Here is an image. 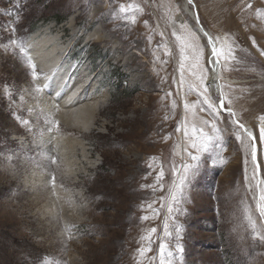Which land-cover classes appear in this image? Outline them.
<instances>
[{"label": "rangeland", "instance_id": "obj_1", "mask_svg": "<svg viewBox=\"0 0 264 264\" xmlns=\"http://www.w3.org/2000/svg\"><path fill=\"white\" fill-rule=\"evenodd\" d=\"M182 5L0 0V264H264V0L188 5L220 55L215 116L203 103L206 45L196 34L181 55L197 29ZM54 77L66 80L56 95ZM227 109L253 139L236 140ZM185 130L211 137L208 151ZM189 152L199 167L173 201Z\"/></svg>", "mask_w": 264, "mask_h": 264}, {"label": "snow or ice", "instance_id": "obj_2", "mask_svg": "<svg viewBox=\"0 0 264 264\" xmlns=\"http://www.w3.org/2000/svg\"><path fill=\"white\" fill-rule=\"evenodd\" d=\"M187 4L192 5V7L195 8V5H193V0H187ZM248 7L251 8V4H249ZM120 10H121V12H124L125 11L124 6H121ZM133 22H135V21L133 20ZM197 25H199V18L198 17H197ZM184 27H187V26L184 25ZM13 31H14V29H13ZM201 31H202V28H201ZM204 35L207 36L208 34L204 33ZM177 39L179 40L180 37H177ZM197 39H198V37H197L196 33L190 32L188 34V36L182 41V44H181V55H182V57H183L185 47L192 48L194 51L196 50V46L194 44L190 43L189 41L190 40L195 41ZM11 43L14 45H17V41H15V40H12ZM255 44H256V42L253 40V45L255 46ZM209 45L211 46V55H212V59H211L210 63L213 64V71H215V65L220 63V55L218 54L215 43L210 36H209ZM17 46L20 48L21 52L23 53V51H24L23 44H18ZM233 52H234V49L231 46H229L227 56L232 57L234 59L235 57L233 56ZM260 55L264 56V50L260 51ZM30 66L32 69L33 78H35V65H30ZM200 79L203 81L205 79V77L201 76ZM202 87H203V93H202L203 103L206 104L210 110H212L213 115L215 116L217 114V112H219L221 109L224 108V102H225L224 95L222 92L220 93V95H219V107H218L217 101L213 98L212 95L208 94L210 86L208 84H203ZM184 107H185V110H187L189 108V105L185 104ZM227 111H228L229 117L231 118L230 122L234 125L233 131H234V135H235L236 140L243 142L242 141V134L246 135L249 138V140H251L252 139L251 132H249L242 123H239L235 119V112L232 111L231 109H227ZM25 123H27V121H25ZM205 123H207V121ZM212 128H213V131L217 133L215 140L220 141V135H219L220 130L217 128L215 122L212 123ZM179 130L180 129L177 128V131H179ZM193 131H195V129H193ZM184 134L186 137H188L187 130H185ZM188 138L192 140L191 147L193 149H195L197 153L208 151L209 143L212 140L211 137H205L203 135V133L200 134L199 138H195V139L191 138V137H188ZM261 139H264V129H261ZM222 146H223L222 144H217V147H222ZM251 147H252L253 161H255V146H254V144L251 145ZM188 157H189V162H185L182 165L183 173L181 176V183L179 185V193L172 192L170 190V195H171V198L173 201H176L179 199V195H182L183 184L187 183L190 175L196 174V170L199 167V161H200L199 155H192L189 152ZM217 161L220 164L227 163V161L225 159H223L219 154H217L216 160H214L213 163H216ZM175 171L176 170L173 169L174 175H175ZM162 178H163V171H161L158 174V176L156 178V183L154 185H151L150 187L155 189L156 185L160 184V181L162 180ZM160 186L162 187L163 185H160ZM174 187H175V185H174ZM258 200H259V202L256 205V209H257L259 215L262 218H264V195L259 196ZM149 207H151V205H149ZM171 210H172V207H171V205H169V212H171ZM141 219L147 220L148 217L144 216ZM164 227H165V230L167 231V224H165ZM154 232H156V229L155 228L151 229V233H154ZM177 232H179L178 228H177ZM253 238L254 239L257 238L255 233L253 235ZM259 238L264 239V236H260ZM142 239H144V237H142ZM148 239L150 240V235H149ZM176 249H177V252H179V253L183 252V249L179 244L176 245ZM139 251H140L141 255H143L144 251H151V248H148L146 250L140 249ZM164 252H165V245L163 243H161L160 244V253H161L162 257L164 255ZM167 255L172 256L173 253L171 251H169L167 253ZM161 264H164L163 259L161 260Z\"/></svg>", "mask_w": 264, "mask_h": 264}, {"label": "bare ground", "instance_id": "obj_3", "mask_svg": "<svg viewBox=\"0 0 264 264\" xmlns=\"http://www.w3.org/2000/svg\"><path fill=\"white\" fill-rule=\"evenodd\" d=\"M182 9L185 11V13H189V12H191V10H190V8H189V6H188V4H187V0H183V5H182ZM190 10V11H189ZM192 14V13H191ZM192 16H194L193 14H192ZM178 17H179V20L178 21H182V19H183V17L180 15H178ZM181 23V22H180ZM197 28V27H196ZM202 31L200 30H198V28L196 29V34L198 35V37L200 38V40L206 45V58H207V56H209V58H207L206 59V64H207V68H208V71H209V75H208V78H207V84L210 86L209 87V89H210V91L211 92H213V91H215L216 93L215 94H218V97H219V95H220V90L218 91V89H217V86H218V84H217V77H218V74H217V71H216V69H217V64L215 65V71H213V64L212 63H210V61H211V59H212V55H211V46L209 45V39H208V37L205 35V36H203L202 34ZM208 34V33H207ZM209 36H210V34H208ZM211 37V36H210ZM213 40V39H212ZM214 41V40H213ZM214 43H215V41H214ZM37 52V51H36ZM36 52H35V50H33V52L31 53V57L32 58H34L36 61H37V63L39 62L40 63V65L43 67V68H45L46 70L48 69H50L51 67H54V65L52 64V62H53V60H52V57H51V55H49V53H47V54H40V55H36ZM38 58V59H37ZM51 62V63H50ZM53 65V66H52ZM44 69V70H45ZM66 80H65V77H61V78H56V77H54V80L52 81V92H53V94L54 95H56V94H59L60 93V91H61V89H62V87H63V85H64V82H65ZM43 82H45V80L43 81ZM82 88V86H78L77 88H76V91H72V92H69V94H68V96H67V98L70 100V102H71V100H73L74 99V97H75V95L79 92V90ZM55 97V96H54ZM53 101V100H52ZM78 101V100H77ZM51 110V109H50ZM81 110H83V109H81ZM69 111V110H68ZM82 113H84L83 111H80L79 112V115H77L76 114V116H78V117H76V119H83L84 118V115H83V117H81L80 115L82 114ZM70 113H66V117L67 118H69L70 116ZM74 116V115H73ZM73 116L71 117V118H73ZM63 117V116H62ZM66 117H65V119H66ZM70 120V119H69Z\"/></svg>", "mask_w": 264, "mask_h": 264}, {"label": "water", "instance_id": "obj_4", "mask_svg": "<svg viewBox=\"0 0 264 264\" xmlns=\"http://www.w3.org/2000/svg\"><path fill=\"white\" fill-rule=\"evenodd\" d=\"M193 10H191V13L193 14ZM194 17H193V21H194V23H195V26L198 28V30L200 31L201 30V28H202V35L203 36H205L204 35V33H207L204 29H203V27L200 25V23H199V25H197V14H196V12H194ZM207 37H208V39H209V35H207ZM217 84H218V86H217V89H218V91L220 90V87H219V81L217 80ZM218 106H219V99H218ZM252 139H253V137H252ZM263 223H264V220H263Z\"/></svg>", "mask_w": 264, "mask_h": 264}]
</instances>
